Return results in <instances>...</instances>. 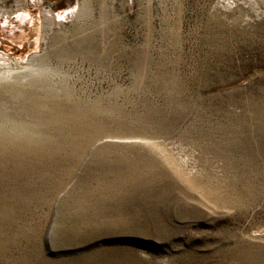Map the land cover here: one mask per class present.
Masks as SVG:
<instances>
[{"label": "rangeland", "instance_id": "obj_1", "mask_svg": "<svg viewBox=\"0 0 264 264\" xmlns=\"http://www.w3.org/2000/svg\"><path fill=\"white\" fill-rule=\"evenodd\" d=\"M0 264H264V0H0Z\"/></svg>", "mask_w": 264, "mask_h": 264}]
</instances>
